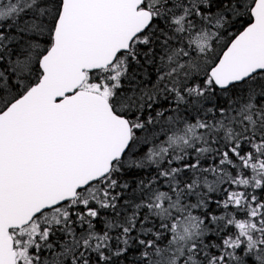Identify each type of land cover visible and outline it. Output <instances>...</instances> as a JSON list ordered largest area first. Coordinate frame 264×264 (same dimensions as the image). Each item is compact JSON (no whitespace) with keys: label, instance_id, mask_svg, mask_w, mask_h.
<instances>
[{"label":"snow or ice","instance_id":"6c2138e0","mask_svg":"<svg viewBox=\"0 0 264 264\" xmlns=\"http://www.w3.org/2000/svg\"><path fill=\"white\" fill-rule=\"evenodd\" d=\"M0 264H264V0H0Z\"/></svg>","mask_w":264,"mask_h":264}]
</instances>
